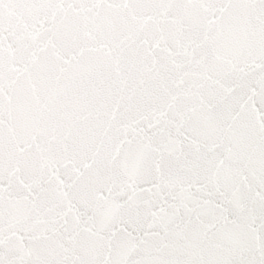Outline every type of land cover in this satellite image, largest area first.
I'll list each match as a JSON object with an SVG mask.
<instances>
[{"label": "snow or ice", "instance_id": "6c2138e0", "mask_svg": "<svg viewBox=\"0 0 264 264\" xmlns=\"http://www.w3.org/2000/svg\"><path fill=\"white\" fill-rule=\"evenodd\" d=\"M0 264H264V0H0Z\"/></svg>", "mask_w": 264, "mask_h": 264}]
</instances>
